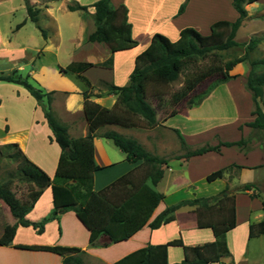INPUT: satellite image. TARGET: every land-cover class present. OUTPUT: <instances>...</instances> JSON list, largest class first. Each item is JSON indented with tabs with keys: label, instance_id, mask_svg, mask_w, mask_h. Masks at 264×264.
I'll return each mask as SVG.
<instances>
[{
	"label": "crops",
	"instance_id": "1",
	"mask_svg": "<svg viewBox=\"0 0 264 264\" xmlns=\"http://www.w3.org/2000/svg\"><path fill=\"white\" fill-rule=\"evenodd\" d=\"M98 1L30 0L31 6L39 12L36 24L28 16L25 0H0V75L28 77L36 88L49 95L52 115L67 128L72 140L90 133L85 94L91 102L113 108L118 97L110 92V86L130 84L136 58L148 49L155 35L161 34L176 42L184 29L192 27L208 36L213 24L227 20L226 17L207 20L206 13L215 0L202 1L204 11H198L193 18L188 16L196 0H111L114 9L128 8L133 37L138 42L134 49L112 53L108 45L88 41L96 30L93 5ZM184 3L185 11L179 14ZM74 4L88 7V11H69L68 6ZM254 4L247 7L249 17ZM236 14H231V22L239 17ZM183 19L187 20L181 23ZM110 59L112 66H104ZM84 63L94 66L80 74L65 70L72 64ZM249 71L246 62L237 65L231 72L234 79L217 87L202 104L168 117L154 129L102 126L95 137V161L100 170L94 175V190H103L142 165L141 161L128 162L126 154L103 137L106 132L134 138L147 152L159 158L182 153V142L176 130L193 148L207 142L216 145L217 137L222 142L249 139L243 147H222L218 153L171 161L155 188L164 199L151 219L181 201L214 197L229 188L236 196L237 226L226 236L231 256L223 259V263L245 264L250 259L251 244L264 238L262 235L250 239V226L264 221V198L252 197L255 192L260 193L264 185V132L254 134L247 126L255 120L253 98L246 89ZM227 105L236 112L234 116L225 113ZM52 138L44 113L29 92L20 85L0 81V146L17 144L30 161L53 179L61 149ZM219 170L225 171L223 178L208 182L207 177ZM247 184L257 189L242 191ZM52 211V189L47 188L26 213V220L40 223ZM179 238L186 248L215 241L211 229L198 228L196 210L192 207L179 209L174 221L156 230L146 225L127 241L113 244L103 236L92 246L90 233L75 212L60 214L47 222L43 233H39L33 226H21L9 205L0 200V264H65L59 255L22 250L17 246L77 248L84 252V264H115L138 249ZM253 250L255 253V247ZM168 256L170 264L180 263L186 259L187 251L183 247H170Z\"/></svg>",
	"mask_w": 264,
	"mask_h": 264
},
{
	"label": "trees",
	"instance_id": "2",
	"mask_svg": "<svg viewBox=\"0 0 264 264\" xmlns=\"http://www.w3.org/2000/svg\"><path fill=\"white\" fill-rule=\"evenodd\" d=\"M261 0H232V7L239 17L235 22L219 21L212 25L211 34L202 35L195 28L184 29L178 41L157 34L147 50L135 61L130 84L126 87L110 86L111 93L117 95L113 108L107 109L90 101L85 94V111L90 125L88 136L72 140L67 128L62 126L51 113V98L36 88L28 77L0 75V81L22 86L38 102L53 138L61 149L55 177L51 179L46 172L35 165L22 152L17 144L0 146V163L15 164L16 170L0 181V200L11 208L12 214L23 227L33 226L43 233L45 225L60 214L73 211L90 233V244L95 246L98 239L107 236L111 243L129 240L146 225L156 230L175 220V213L183 207L195 208L199 229H211L215 241L195 248H186L182 238L163 245L147 246L123 257L115 264H170V247H183L187 257L175 264H224L223 259L231 256L227 244V234L236 228V196L225 189L209 198L184 200L167 208L151 221L164 195L156 191L163 179L165 169L171 161L203 156L210 152H220L222 147H243L249 139L238 142H222L213 145L207 142L193 148L189 146L181 133L176 130L182 142V153L167 158H159L147 152L134 138H128L116 132H106L103 137L126 154L130 163L142 162L131 173L121 177L110 186L96 192L94 175L100 170L95 161L96 132L104 125H119L126 128L151 130L163 120L202 104L214 90L234 79L231 72L241 63H248L246 89L251 93L255 120L247 124L255 132H264V58L253 59L251 54L264 42V36L253 37L247 43H239L236 36L244 21L249 17L248 6ZM188 2V0H187ZM30 20L38 23V10L30 0H25ZM93 19L96 30L88 38L91 43H104L112 53L127 51L138 46L133 37L132 24L129 22V10L126 6L114 9L111 0H99L93 5ZM186 3L179 14L185 11ZM71 12H87L88 7L79 4L69 5ZM243 48L244 54L225 62L221 52ZM94 65L91 63L72 64L65 70L76 74L84 73ZM112 66V60L104 64ZM262 69V71H258ZM185 76L184 84L167 94H157L156 101L162 109L160 120L158 111L148 100L149 88L160 89ZM209 84V85H208ZM206 86V89L200 90ZM184 107V108H183ZM224 170L207 177L208 182L221 179ZM141 176H138L140 175ZM19 184L28 186V201L19 204L12 196L14 187ZM52 189L53 211L40 223L26 220V213L35 205L47 189ZM257 189L253 184L243 186L242 191ZM253 198H256L253 194ZM264 207V203H263ZM151 221V222H150ZM264 235V221L250 226V239ZM18 249L44 251L64 258L65 264H84V252L77 248L62 246H17Z\"/></svg>",
	"mask_w": 264,
	"mask_h": 264
},
{
	"label": "rangeland",
	"instance_id": "3",
	"mask_svg": "<svg viewBox=\"0 0 264 264\" xmlns=\"http://www.w3.org/2000/svg\"><path fill=\"white\" fill-rule=\"evenodd\" d=\"M202 1H204V0H196L194 7L192 8L190 15L188 16L189 18H193V17L197 16L198 11H204L205 6H202ZM176 2H177V0H176ZM214 2H216V3H214ZM256 4L253 5V6H255L254 7L255 9H253V11H252V16L248 17L244 21V23L242 25L243 27L241 28V30L239 29L240 31H238V33H237L236 41L239 43H247L253 37L264 36V32H262V26L264 24V1L256 3ZM212 5L213 6L209 7L210 12L207 11V13H206L207 20L224 19V17H226L227 20L230 21V17H232L233 14L237 15L236 12L233 10L232 0H215V1H213ZM215 5H216V7H215ZM176 9H178V7H176ZM38 13H37V15H38ZM231 14H232V16H231ZM20 16L21 15H17V17H20ZM186 20L187 19H183L181 21V23L185 22ZM2 26L5 27L4 24H2ZM243 54H244L243 48H238V49L236 48V49H231L228 51L221 52V55H222L223 60L225 62H228L230 60L238 58V57L242 56ZM251 58H253V59L264 58V42L257 48L256 51H254L251 54ZM246 64H247V66H249L248 63H246ZM258 71H262V69H258ZM184 82H185V76L182 75V76H180L178 81L171 83L169 85H163L160 89L149 88L148 100L153 105V107L158 111V117L160 120L163 118V113H162V109L160 108L158 102L156 101L157 100L156 99L157 94H167L171 91H175V90L179 89L184 84ZM205 89H206V86H204L200 91L203 92ZM225 113H227L229 116H234L236 112H234V109L230 105H227L226 109H225ZM262 138L263 137L260 136L259 140L262 141ZM15 170H16L15 164L11 165L5 161L1 162L0 163V181L4 180V178H6V176L9 173L14 172ZM138 176H141V174ZM14 190L15 191L12 192V196L16 202L19 203V198H20L19 196H21L20 199L22 200L20 203L28 201L29 190H28L27 185L19 184V185H17V187H14ZM254 195L257 197L262 196V198H264V185L261 186L260 193L255 192ZM253 247H255V249H256L255 253L252 252V251H254ZM178 250H179L178 252H180V253L183 252L181 249H178ZM250 250H251L250 259L245 261V264H264V238L261 240H255L251 244ZM238 264H242V263H238Z\"/></svg>",
	"mask_w": 264,
	"mask_h": 264
}]
</instances>
